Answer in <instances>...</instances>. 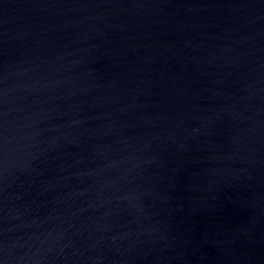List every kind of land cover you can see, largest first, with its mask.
Instances as JSON below:
<instances>
[{"label": "water", "instance_id": "obj_1", "mask_svg": "<svg viewBox=\"0 0 264 264\" xmlns=\"http://www.w3.org/2000/svg\"><path fill=\"white\" fill-rule=\"evenodd\" d=\"M0 264H264V0H0Z\"/></svg>", "mask_w": 264, "mask_h": 264}]
</instances>
